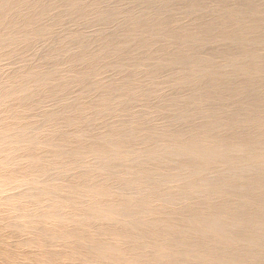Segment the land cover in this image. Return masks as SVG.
Here are the masks:
<instances>
[{
	"label": "bare ground",
	"instance_id": "obj_1",
	"mask_svg": "<svg viewBox=\"0 0 264 264\" xmlns=\"http://www.w3.org/2000/svg\"><path fill=\"white\" fill-rule=\"evenodd\" d=\"M249 5L0 0V264H264Z\"/></svg>",
	"mask_w": 264,
	"mask_h": 264
},
{
	"label": "rangeland",
	"instance_id": "obj_2",
	"mask_svg": "<svg viewBox=\"0 0 264 264\" xmlns=\"http://www.w3.org/2000/svg\"><path fill=\"white\" fill-rule=\"evenodd\" d=\"M243 2L244 3H246V2H250V7L251 6H254L255 8H257V10L259 9V11H264V10H262L263 8H264V0H243ZM249 4V3H248ZM261 5V6H260ZM130 5H127V7L125 8V9H127L128 7H129ZM261 8V9H260ZM263 16V17H262ZM261 17L259 16V19H258V23H259V25L263 28L264 27V15H262ZM206 18H207V16H206ZM117 21H115V22H112L113 24H115ZM263 22V23H262ZM112 23H110V24H108V25H111ZM107 25V26H108ZM99 26H103L102 24H99L98 26L97 25H95V26H91L89 23H83V24H81L80 25V29L81 30H83V31H89V30H93V29H95L96 27H99ZM264 29V28H263ZM263 32H264V30H263ZM108 75V74H107ZM171 91H174V90H171Z\"/></svg>",
	"mask_w": 264,
	"mask_h": 264
}]
</instances>
